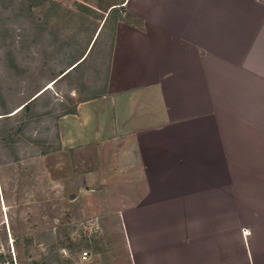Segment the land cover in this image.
<instances>
[{"label": "crops", "instance_id": "obj_1", "mask_svg": "<svg viewBox=\"0 0 264 264\" xmlns=\"http://www.w3.org/2000/svg\"><path fill=\"white\" fill-rule=\"evenodd\" d=\"M113 5L140 25L117 22L106 95L58 131L133 168L126 264H264V0Z\"/></svg>", "mask_w": 264, "mask_h": 264}, {"label": "rangeland", "instance_id": "obj_2", "mask_svg": "<svg viewBox=\"0 0 264 264\" xmlns=\"http://www.w3.org/2000/svg\"><path fill=\"white\" fill-rule=\"evenodd\" d=\"M20 1L0 0V114H13L29 97L40 68L62 69L70 49L86 53L96 37L84 80L101 86L112 19L102 25L109 5L121 0ZM118 12L124 15L123 8ZM38 78L39 87L48 89V110H57L54 116L59 104L72 107L84 96L65 81L53 86ZM52 116L33 124L30 133L42 141L20 143L18 161L0 149V264H40L51 248L58 249L56 264H126L114 213L118 199L112 197L124 190V174L133 168L111 160L107 142L63 148L62 117ZM82 252L87 259L81 260Z\"/></svg>", "mask_w": 264, "mask_h": 264}, {"label": "trees", "instance_id": "obj_3", "mask_svg": "<svg viewBox=\"0 0 264 264\" xmlns=\"http://www.w3.org/2000/svg\"><path fill=\"white\" fill-rule=\"evenodd\" d=\"M20 2L23 1L21 0ZM119 8L120 7L116 5L109 7L106 19L102 25L103 28L108 18L112 19V44L108 53L107 68L101 86L97 87L93 84H87L84 80L83 67L89 58L92 49L95 47L97 39L96 37L92 42V45L89 46L90 48L87 53L78 55L76 51L70 49L67 53V56H65V59L62 61V63H65L62 69L60 68L59 70H56L54 67H50L48 71L40 68L38 70V74L32 78L33 80L31 83L33 84V89L29 97L23 101V103L13 114L9 115L10 112L8 111H3L0 114V149L5 152L8 160L18 161V145L20 143L28 141L33 144H38L42 141L37 137L34 138L30 131L33 124L39 123L44 116L53 115L52 119L58 120L60 117L73 115L76 113L77 104L96 100L106 95L115 26L117 22H124L129 25L139 26L141 22L140 20L128 14L120 15L118 12ZM99 33L100 30L98 34ZM39 75L40 77H45L53 86L65 81L70 86H72L73 89L84 93V96L73 102L72 107L66 106L63 103L59 104L58 109L61 111L54 116L52 113L56 112L57 110L55 108L48 110L50 105L48 89L46 88L43 90L41 87H39L37 83L39 80ZM68 101L72 102V100L69 98ZM54 136L56 140H58V133H55ZM59 148L60 145H58V147L55 149ZM47 151H44L43 153H46ZM58 260V249L51 248V250L48 252V256L42 258V262L40 264H56L58 263Z\"/></svg>", "mask_w": 264, "mask_h": 264}, {"label": "built area", "instance_id": "obj_4", "mask_svg": "<svg viewBox=\"0 0 264 264\" xmlns=\"http://www.w3.org/2000/svg\"><path fill=\"white\" fill-rule=\"evenodd\" d=\"M87 256H88L87 252H82L80 255V258H81V260H85V259H87Z\"/></svg>", "mask_w": 264, "mask_h": 264}, {"label": "water", "instance_id": "obj_5", "mask_svg": "<svg viewBox=\"0 0 264 264\" xmlns=\"http://www.w3.org/2000/svg\"><path fill=\"white\" fill-rule=\"evenodd\" d=\"M91 45H92V43H91ZM91 45H90V46H91ZM89 48H90V47H89ZM89 48H88V50H89ZM87 52H88V51H87ZM87 52H86V53H87Z\"/></svg>", "mask_w": 264, "mask_h": 264}, {"label": "bare ground", "instance_id": "obj_6", "mask_svg": "<svg viewBox=\"0 0 264 264\" xmlns=\"http://www.w3.org/2000/svg\"><path fill=\"white\" fill-rule=\"evenodd\" d=\"M5 207V206H4ZM4 209V208H3Z\"/></svg>", "mask_w": 264, "mask_h": 264}]
</instances>
